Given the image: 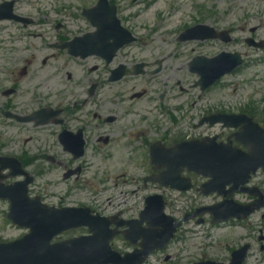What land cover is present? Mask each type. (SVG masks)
I'll use <instances>...</instances> for the list:
<instances>
[{"label": "flooded vegetation", "instance_id": "af4514ba", "mask_svg": "<svg viewBox=\"0 0 264 264\" xmlns=\"http://www.w3.org/2000/svg\"><path fill=\"white\" fill-rule=\"evenodd\" d=\"M31 29L2 26L0 30V34L4 32L0 36L4 65L0 105L5 112L21 116L46 110L43 119L47 123L35 126L6 118L10 132L5 131L0 155L15 157L38 174L47 155L65 167L67 163L114 159L149 163L153 156L159 160L165 147L207 136L196 125L200 120L196 98L167 95L155 87L171 91L168 83L178 76L167 55L134 51L130 46L118 51L109 63L96 55L76 58L53 48L74 35L65 32L61 39L57 36L60 29L51 28L46 36L49 42L28 46L22 35L35 34ZM90 30L85 21L84 31L76 34ZM17 32L20 36H12ZM39 37L44 38L42 34L34 38ZM137 65H144L139 75ZM121 66H125V75L110 81L112 72ZM162 73L171 77L164 75L154 81ZM148 172L152 174L151 167L143 171Z\"/></svg>", "mask_w": 264, "mask_h": 264}, {"label": "rangeland", "instance_id": "374dc122", "mask_svg": "<svg viewBox=\"0 0 264 264\" xmlns=\"http://www.w3.org/2000/svg\"><path fill=\"white\" fill-rule=\"evenodd\" d=\"M75 1L76 0H21L19 5L22 11L27 13L55 9H63L67 11L65 9L67 4L81 5L80 1H77L76 3ZM147 1H150V3L145 2L136 8V11L143 9L141 12L140 22L146 23L148 25L147 29H143L141 36L146 34L148 38H150L152 33H150L149 30L151 29L154 30L153 39H155V43H165L166 39L171 44L175 43L177 45V49L180 50V53H182V59L179 61L176 60L175 63L178 65L179 69H182V67L185 66L187 60L193 56V50L197 49V51L201 53L202 51L214 52V49L211 45H198L193 42L177 44L176 38L178 36V31L181 30L184 25H188L194 21L207 22L211 25H214V17L217 15H215V9L218 5V2L225 8L226 2L232 0H227L226 2L225 0H218V2L217 0ZM247 1L248 0H241L237 4L245 5L247 4ZM251 4L252 9H255L253 2ZM197 6H201V8L198 9ZM240 8L241 7H239V9H237L231 16V22L233 21L235 23L237 20L239 23L241 16L244 13ZM147 12H149L150 17L146 20L144 17ZM248 16L252 21L250 26H255L256 24L253 23L260 22V19L252 18L250 15ZM161 18L162 22L159 24ZM185 51H187V55ZM248 67L249 68L239 70L234 76L226 78L223 84L224 88L214 89V91L211 92V95H214L215 91L217 92L215 96L218 98L222 94H225V101H228L231 105L236 104L238 108L250 103L256 107L262 108V105L264 104V66L259 65ZM255 70H257L258 73H252ZM184 72L187 73L186 70H184ZM227 84L228 86H226ZM131 189H134V186H131ZM169 196V203H171V207H173L177 216L180 218H182L180 215V210H187L188 213H190L197 207L213 205L222 200L216 195L202 197L199 194H188L185 196L169 194ZM237 200H242V197L238 196ZM244 200H246V198H244ZM249 224L251 226L250 228H233L231 226L211 228V235H214V238L210 237L209 239H206L203 235H191L186 240L187 244L184 246V248L193 251L204 250L206 251L205 254H207V256L210 258L214 257V259L226 260L229 258V249L231 247H238L244 243L250 242L252 244L253 252L255 251L256 253H254L252 258L248 260L247 264H256L258 262L257 257H259L257 252L260 251V245L257 243V240H259L262 235L261 231H263L264 234V219L261 218V214H257L253 216ZM209 227V225H205L200 227L199 230H205ZM202 233L203 232H201V234ZM18 234L19 232L13 230L11 226L3 222L2 217H0V235H2L3 238H11ZM191 241H194L196 245H190V247H188ZM213 243L214 248H211ZM227 244H229V246H227ZM155 262V264H162L161 262L158 263V260L156 259Z\"/></svg>", "mask_w": 264, "mask_h": 264}, {"label": "water", "instance_id": "95a60500", "mask_svg": "<svg viewBox=\"0 0 264 264\" xmlns=\"http://www.w3.org/2000/svg\"><path fill=\"white\" fill-rule=\"evenodd\" d=\"M51 256L57 257V251L54 250ZM23 261L14 248H10L8 245L0 246V264H23ZM49 261L47 251L43 249L42 264H48Z\"/></svg>", "mask_w": 264, "mask_h": 264}]
</instances>
